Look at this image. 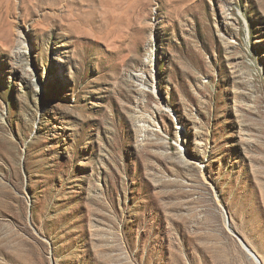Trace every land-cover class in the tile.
Masks as SVG:
<instances>
[{"label":"rangeland","instance_id":"rangeland-1","mask_svg":"<svg viewBox=\"0 0 264 264\" xmlns=\"http://www.w3.org/2000/svg\"><path fill=\"white\" fill-rule=\"evenodd\" d=\"M254 235L264 0H0V264H230Z\"/></svg>","mask_w":264,"mask_h":264},{"label":"crops","instance_id":"crops-1","mask_svg":"<svg viewBox=\"0 0 264 264\" xmlns=\"http://www.w3.org/2000/svg\"><path fill=\"white\" fill-rule=\"evenodd\" d=\"M243 244L240 243L238 255L234 263L230 264H256V257H258L260 264H264V252L256 250V235L243 236Z\"/></svg>","mask_w":264,"mask_h":264},{"label":"bare ground","instance_id":"bare-ground-1","mask_svg":"<svg viewBox=\"0 0 264 264\" xmlns=\"http://www.w3.org/2000/svg\"><path fill=\"white\" fill-rule=\"evenodd\" d=\"M182 153H183V151H182Z\"/></svg>","mask_w":264,"mask_h":264}]
</instances>
